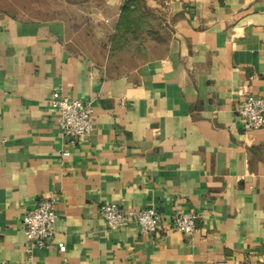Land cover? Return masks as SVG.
I'll return each instance as SVG.
<instances>
[{
  "label": "crops",
  "instance_id": "crops-1",
  "mask_svg": "<svg viewBox=\"0 0 264 264\" xmlns=\"http://www.w3.org/2000/svg\"><path fill=\"white\" fill-rule=\"evenodd\" d=\"M105 1L112 34L128 2L136 31L107 63L75 48L66 21L0 9V264H264V128L237 113L264 96V0ZM54 90L92 107L76 146ZM45 196L55 235L29 260L22 217ZM106 202L162 223L109 230ZM177 210L198 214L194 233L173 226Z\"/></svg>",
  "mask_w": 264,
  "mask_h": 264
},
{
  "label": "built area",
  "instance_id": "built-area-1",
  "mask_svg": "<svg viewBox=\"0 0 264 264\" xmlns=\"http://www.w3.org/2000/svg\"><path fill=\"white\" fill-rule=\"evenodd\" d=\"M49 103L57 111V123L72 146H76L81 137L92 133L94 123L90 102L71 98L60 90H54L50 94ZM237 113L247 130L264 128V96L248 93ZM62 154L68 157L71 152L64 150ZM100 213L109 230L120 229L128 222H134L141 233L149 234L157 231L162 223V216L155 208L122 209L115 202H106L101 204ZM57 218L55 198L52 196L43 197L36 205L25 210L22 224L28 241L26 252L29 260L32 259L34 250L50 244L55 235ZM198 218L195 212L177 210L172 216V224L182 233L190 235L197 229ZM58 247L61 252L66 251L64 242H60ZM217 264L239 263L220 261Z\"/></svg>",
  "mask_w": 264,
  "mask_h": 264
},
{
  "label": "rangeland",
  "instance_id": "rangeland-1",
  "mask_svg": "<svg viewBox=\"0 0 264 264\" xmlns=\"http://www.w3.org/2000/svg\"><path fill=\"white\" fill-rule=\"evenodd\" d=\"M106 3L105 0H0V9L21 19L66 21L75 48L107 63L115 60V53L109 45L112 32L99 13L104 12Z\"/></svg>",
  "mask_w": 264,
  "mask_h": 264
},
{
  "label": "trees",
  "instance_id": "trees-1",
  "mask_svg": "<svg viewBox=\"0 0 264 264\" xmlns=\"http://www.w3.org/2000/svg\"><path fill=\"white\" fill-rule=\"evenodd\" d=\"M133 6L134 5L130 4L129 2H128V4H126V6H124L122 15H121L120 20H119L118 30H117L116 34H112L110 36V39H109L110 40V49L113 52H115L116 50L124 49L127 45L126 41H128L127 40L128 34H135L136 33V31L135 32L132 31V22L128 21V25L125 26V22H126L125 18L131 17V13L134 12V10H131V7H133ZM126 24H127V22H126ZM129 24H130V26H129ZM123 25L125 26V28H123Z\"/></svg>",
  "mask_w": 264,
  "mask_h": 264
}]
</instances>
